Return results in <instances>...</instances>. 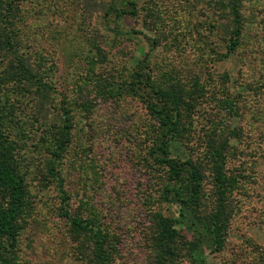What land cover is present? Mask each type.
<instances>
[{
    "label": "rangeland",
    "instance_id": "374dc122",
    "mask_svg": "<svg viewBox=\"0 0 264 264\" xmlns=\"http://www.w3.org/2000/svg\"><path fill=\"white\" fill-rule=\"evenodd\" d=\"M10 1L15 53L0 25V131L8 141L1 144L26 182L10 258L95 264L89 236L63 216L55 164L70 212L102 229L111 264H156L160 221L176 219L179 206L164 201L167 168L151 154L157 123L130 91L133 72L141 71L158 88L196 90L174 157L201 168L200 215L219 212L211 149L230 140L227 202L219 212L226 241L211 253L203 237L199 255L207 264H264V0H240L242 34L233 53L230 0H133L135 15L120 13L132 9L126 0ZM16 58L33 74L21 84ZM192 218L187 213L184 223ZM177 229L173 264H202L190 257L192 233Z\"/></svg>",
    "mask_w": 264,
    "mask_h": 264
},
{
    "label": "trees",
    "instance_id": "16d2710c",
    "mask_svg": "<svg viewBox=\"0 0 264 264\" xmlns=\"http://www.w3.org/2000/svg\"><path fill=\"white\" fill-rule=\"evenodd\" d=\"M1 1V0H0ZM6 1V0H5ZM132 7L128 10H120L122 14L135 15L137 5L133 0H126ZM4 2V1H3ZM2 10L0 9V25L7 36L4 43L9 44L10 53H15L14 41H11L13 33V17L16 12L14 3L9 0ZM240 0H230L227 9L231 13L234 29L230 36L229 52L233 53L239 44L242 34V14L239 8ZM1 6V5H0ZM3 39V36H1ZM8 41V43H7ZM18 72L21 79L15 77V81L21 84L25 79L33 77L22 58H16ZM133 81L130 84L131 93L142 99L147 111L154 118L158 126V135L154 148L151 151L154 160L167 168V184L164 187V201L169 205H177L178 217L176 219L162 218L160 221L159 247L156 256V264H173V258L178 254L176 240L178 238L177 224L186 226L193 235L189 253L194 262L201 261L207 264L206 258L199 255L202 238H210V251L216 253L223 249L226 241L227 224L220 218V211L227 202V190L230 178L227 175L226 158L229 152L230 140L223 139L211 149V165L213 168L216 204L219 212L214 215H200L203 196V173L201 168L193 161L174 157V148L183 142L186 128V118L193 112L191 107L196 98V90H190L177 83L158 88L152 81L151 74L147 76L141 71L132 74ZM14 81V82H15ZM150 90L152 97H145L140 93L139 87ZM145 97V98H144ZM229 107H234L233 102H227ZM1 118V117H0ZM1 128V119H0ZM0 131V194L5 199V204H0V264H17L10 258V254L18 246L19 221L25 207V178L20 170L13 164V158L6 147L1 143H8ZM70 132L67 131L69 137ZM3 137V138H2ZM178 152V151H177ZM156 154V155H154ZM58 158L59 155H57ZM53 178L57 181L62 202L65 204L64 217L67 218L75 231L89 236L93 244V259L95 264H111L112 251L101 228L93 220H85L70 212V196L67 193L62 178L56 171V165H50ZM192 213L191 225L184 222L187 213ZM204 254V253H202Z\"/></svg>",
    "mask_w": 264,
    "mask_h": 264
}]
</instances>
